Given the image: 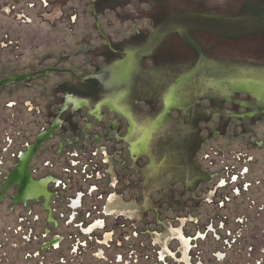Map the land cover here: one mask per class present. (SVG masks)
<instances>
[{
    "label": "rangeland",
    "instance_id": "374dc122",
    "mask_svg": "<svg viewBox=\"0 0 264 264\" xmlns=\"http://www.w3.org/2000/svg\"><path fill=\"white\" fill-rule=\"evenodd\" d=\"M118 44L124 47L118 51L121 59L130 46H141L130 84L136 112L162 115L166 105L161 97L174 80L185 76L181 68L145 49L146 44L82 0H0V80L47 67L61 70L0 87V264H264V126L247 116L240 119L237 115L246 113L219 103L224 98L191 75L180 88L181 104L172 108L152 138L157 163L162 165L166 154L172 157L176 176L169 163L170 173L163 170L156 186H145L152 156H133L126 139L128 117L107 107L100 116L92 114L93 105H88L75 116L81 131L54 132L32 164L39 168L35 181L52 173L66 181L67 188L49 183L47 193L28 205L14 203L16 186L3 195L2 174L16 163L10 154L15 145L5 140L22 136L33 141L38 128L48 130L52 119L47 125L42 120L48 107L59 108L61 94L55 90L77 86L63 70L79 77L99 74L109 82V67L118 60H108L109 50ZM124 84L101 88L97 98L126 89L128 82ZM220 115L228 118L227 128L224 135H213L222 125ZM89 159L97 164L93 178L78 164ZM70 163L68 173L64 167ZM245 165L249 186L244 177L237 180ZM81 194L82 206H75ZM116 194L125 207L113 209L114 216L106 206ZM98 222L101 229L85 232ZM238 230L245 237L241 246L234 235ZM181 236L189 240L188 262ZM77 238L85 249H79Z\"/></svg>",
    "mask_w": 264,
    "mask_h": 264
},
{
    "label": "water",
    "instance_id": "95a60500",
    "mask_svg": "<svg viewBox=\"0 0 264 264\" xmlns=\"http://www.w3.org/2000/svg\"><path fill=\"white\" fill-rule=\"evenodd\" d=\"M82 1L224 99H247L246 105L259 109L258 99L246 94L264 99V0ZM32 76L2 79L0 87ZM256 121L264 126L260 118ZM46 137L41 135L25 156L24 167Z\"/></svg>",
    "mask_w": 264,
    "mask_h": 264
},
{
    "label": "flooded vegetation",
    "instance_id": "af4514ba",
    "mask_svg": "<svg viewBox=\"0 0 264 264\" xmlns=\"http://www.w3.org/2000/svg\"><path fill=\"white\" fill-rule=\"evenodd\" d=\"M104 4H106V2ZM138 33L140 35H144L141 32H138ZM144 38L145 37L143 36L142 39H144ZM135 46L136 45L130 46L133 48L128 49L129 51H127V55H126L125 59L124 58L121 59L120 58L121 56L118 53V51H121V49L124 48L123 44L115 45V48L110 47L109 51L112 54V56L108 60H112L113 58H118V60L113 61L109 67V70L111 71V75H112L111 76L112 78L109 82H105L101 78H99L100 77L99 74L86 75L84 77H79L72 70H63V71H66L68 74H70L71 77L76 79L77 86H71L69 84H66L64 87L58 86L59 90L58 89L55 90L57 93L61 94V96H60L61 98L58 101L59 108L57 111H53L54 108L51 109L52 106L48 107L46 109L48 111V112H46V118L44 120H42L43 125H47L49 123V120L52 119V121H50L48 130H46V128L44 126L38 128V132H37L35 139L33 141L24 140V138L22 136H20L19 138L15 137V138H11V139L8 138L5 140L6 145L7 144H9V146L15 145L14 151H11L10 154L13 155L14 158H16V163L13 164L12 167L10 166L8 169L4 170V172L2 174V175H4V178H5L4 182H3V189H2L3 195H5L4 193L8 189L12 188V186H16L17 192H16V195L14 196V203L17 204V203L21 202V203L28 205L29 201L39 200L41 196H43L47 193L46 188H47V185L49 183L56 185V188H58V189H60L63 184L66 185L64 188H67L68 183H66V181H64L63 179H59L58 177H56V175H54L52 173H47L45 175L38 177L40 180V181L38 180L39 182L35 181L33 179V176L36 175L37 173H39V168H37L36 166L32 167V164L34 163V159L39 158L38 152L42 149L43 144L45 142H47L49 139H51L54 132H56L57 130H61L63 135H65L66 132L73 134V133L80 130V124H79V122H75V116L78 115L79 112H81V109L83 107L88 106V105H93L92 106L93 107L92 112H91L92 114H94V112H96L99 115L100 110L107 107L109 109V111L115 112L117 110L118 112L123 113L124 115H126L128 117L131 128H130L129 134L126 137V139H127V142L130 143V146L132 147L133 156H135V157L140 156L142 153H145V152L151 153V156H152L151 166L148 169H146V171H145V173L147 174V178H148V182L145 184V186H149L148 187L149 189L156 186V184H158V179L160 178L159 176L163 172V170L169 171V169H168L169 163H172L171 169L174 172V174L172 176H176L178 174V173H175L176 171H175L174 165H173V162H175V160H173L172 157L170 159H167L169 157L167 154L164 156V161H163L162 165L157 163L156 147L154 146V140H152V138L154 137L155 131L162 125V123H164L166 117L172 111V108H175L176 106L178 107V105L181 104V100L183 99L182 98L183 92H180V90H179V95L181 96V98L177 102H171L169 100L168 89L164 92L161 99H162V101H164V103L166 105V111L162 115H160L156 118L155 117L152 118L150 116L147 117V116L140 115V114L138 115V113L135 110L134 101H131V99H130V93H131V90H130L131 85L130 84L133 80L132 74L134 73V71L136 69L135 65H137V59H138V55L140 53V48H141V46H140V48L135 47ZM143 47H145V49L149 48V46H147V45H145ZM47 68H57V67H47ZM44 69H46V68H44ZM41 70H43V69H41ZM41 70H37V71L31 72V73H27V74H34V76H32L29 80H27L25 82L33 81V79H35V78H42V77L46 76L47 74H45V73L41 74L40 73ZM57 71H61V70L59 68H57L53 72H57ZM20 75H22V74H20ZM184 75L185 76H183V78H181V79L177 78L174 81H176V82L189 81L188 78L190 75L188 73H186ZM22 82H24V81H22ZM125 82H128V86L126 87V89H122V90H119L117 92L113 91V93L105 94L102 98H99V99L97 98V95L99 94L101 88H103V89H109L112 87L117 88V87H119V85L124 84ZM182 85H183V83H182ZM182 85H181V87H182ZM9 86H11V85H9ZM186 90H188V89H186ZM89 92H90V94H89ZM234 92H236L237 94L238 93L242 94L241 91L235 90ZM244 94H246V93H244ZM246 95L248 98H250L252 96V97H255L256 99H258V101H259V107H258L259 109L258 110L251 109L249 107L248 103L246 105L247 99H245L246 101H244V102L240 101V103L238 101L235 102L232 100L230 101L227 99H223V100H219V103H221L222 105L230 103L233 107V110H237L238 108L244 107V110L247 111L245 113H247V114H238L237 116H239L240 119H243L244 117L247 116L245 119L249 118V120L250 119L251 120H254V119L258 120V118H260V120L264 121V99L257 96V95H252V94H246ZM252 97H251V99H253ZM128 98H129V100H128ZM93 100H95L96 102H93ZM210 101L213 102L214 100L211 98ZM215 102H213V103H215ZM41 110L44 112V110H45L44 107H41ZM43 112H40V113H43ZM220 117L222 119L221 120L222 125L220 126V128H217V132H215L213 135L222 134V131H223V135H224V133H225L224 131L227 128L228 118H226L223 115H220ZM84 118H85V116H81L80 120H83ZM101 120H102V116L97 117V122H100ZM116 125L117 124L114 123L113 127H116ZM49 132H51V134H49ZM46 133H47L46 139L43 142H41L40 146L35 151L33 157L27 162L26 167H24L25 156L27 154H29L32 147L37 145V143L40 140V136L43 134L46 135ZM19 134L22 135L23 132H19ZM83 150H85V153L88 151L87 148H83ZM73 152H76V154H77L76 157L80 156L77 148H73L72 153ZM167 160H169V162H166ZM78 164L81 165L80 170H82V169L84 170V174L86 177L88 176L89 178H93L94 174H96V172L98 171V169L96 168L97 164L96 163L94 164L92 159H89L87 162L78 160ZM48 165H52V164L49 163ZM233 166L234 165H232V167ZM70 167H71V163H70L69 167H64V168H66V171L68 173H70L69 171H71ZM229 168H230V166H229ZM241 169L242 170L245 169L246 171L243 175H241L242 170L238 171L239 175H237V180L244 177L242 179L243 183L248 184V182H245L244 180L246 179V176L248 174H250V169L247 165H245L244 167L242 166ZM87 170H88V172H87ZM182 171H184V169H182ZM230 171H232V168H230ZM169 173H170V171H169ZM235 173L236 172L232 173V175H235ZM199 183H202V182H199ZM24 185H26V186H24ZM249 185L250 184H248V186ZM148 188L144 189V191L146 192L148 190ZM25 191H26V193H25ZM58 192H59V190H57L56 194H58ZM238 195H240V192ZM82 197L83 196L81 194L80 197L77 198V200L74 202L75 206H78V205L82 206ZM147 203H148V201H147V196H146V205H147ZM108 204L109 205L106 206V212L108 214L114 215V216L117 215L116 214L117 211L115 210V212H114L113 209H116V208L120 209L122 207H125V206H122V204L125 205V203L122 201L121 196L117 195V194L113 195L108 200ZM126 206L130 207V208H132V207L134 208L135 204L134 203H130V204L127 203ZM74 219L75 218H73V220ZM72 223H73V221H72ZM82 224H84V223H82ZM99 225H100V222L89 226V228H84V230L87 234H89V233L95 232V230L101 229L102 227H100ZM174 232H176L178 234L180 233L179 230H175ZM180 235H181V233H180ZM77 239L78 240H76V242H77L79 249L80 248L85 249L84 245H82V240L79 238H77ZM181 239L184 240V244L186 247L185 248L186 249L185 250V260H186V262H188L189 240L184 239L183 236H181ZM56 241H58V240H56Z\"/></svg>",
    "mask_w": 264,
    "mask_h": 264
},
{
    "label": "bare ground",
    "instance_id": "6f19581e",
    "mask_svg": "<svg viewBox=\"0 0 264 264\" xmlns=\"http://www.w3.org/2000/svg\"><path fill=\"white\" fill-rule=\"evenodd\" d=\"M182 83L184 85V83L186 84L188 83V81H180V82L173 81L170 84V87L168 88V92H169L168 97L171 102H177L181 98V96L179 95V90Z\"/></svg>",
    "mask_w": 264,
    "mask_h": 264
},
{
    "label": "trees",
    "instance_id": "16d2710c",
    "mask_svg": "<svg viewBox=\"0 0 264 264\" xmlns=\"http://www.w3.org/2000/svg\"><path fill=\"white\" fill-rule=\"evenodd\" d=\"M89 94H90V92H89ZM234 235H235V238H236V242L238 244H240V246L243 245L244 244L243 242L245 241V237L243 235V232H239V230L238 231H234ZM238 251L242 252L243 250L241 248H239Z\"/></svg>",
    "mask_w": 264,
    "mask_h": 264
}]
</instances>
